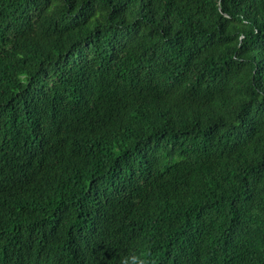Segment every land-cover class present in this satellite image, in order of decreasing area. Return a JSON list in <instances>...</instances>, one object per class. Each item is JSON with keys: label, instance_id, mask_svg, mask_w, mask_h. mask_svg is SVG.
Listing matches in <instances>:
<instances>
[{"label": "trees", "instance_id": "1", "mask_svg": "<svg viewBox=\"0 0 264 264\" xmlns=\"http://www.w3.org/2000/svg\"><path fill=\"white\" fill-rule=\"evenodd\" d=\"M3 223L2 258L264 264V0H0Z\"/></svg>", "mask_w": 264, "mask_h": 264}, {"label": "clouds", "instance_id": "2", "mask_svg": "<svg viewBox=\"0 0 264 264\" xmlns=\"http://www.w3.org/2000/svg\"><path fill=\"white\" fill-rule=\"evenodd\" d=\"M0 230H3L10 234L12 241L23 242L24 239L28 240L27 233H16L8 223L0 224ZM11 245L12 244H10V246ZM29 248L32 247H30L29 245ZM33 249L39 251L38 255L32 258H27L23 253L17 251L14 246H11L10 248H8L7 246L6 251H9L8 255L7 257L2 258L5 253V247H0V264H43L47 261L51 254V249L48 247L46 242H36V245H34ZM131 260L134 262V264H148V261L146 259H142L141 257L135 255L131 257ZM123 264H129L127 258L124 259Z\"/></svg>", "mask_w": 264, "mask_h": 264}]
</instances>
